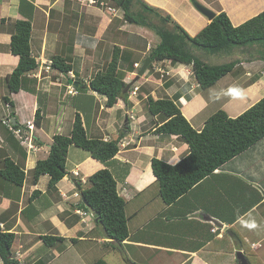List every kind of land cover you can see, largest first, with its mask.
<instances>
[{
    "label": "crops",
    "instance_id": "0c3cea01",
    "mask_svg": "<svg viewBox=\"0 0 264 264\" xmlns=\"http://www.w3.org/2000/svg\"><path fill=\"white\" fill-rule=\"evenodd\" d=\"M144 1L171 16L191 37L210 23L196 5L215 15L225 12L230 19L234 13L223 0ZM31 3L34 10L27 6L22 10L20 0H0V160L10 158L22 165L25 173L21 187L0 178V224L3 231L17 236L13 251H19L24 255L22 260L30 264L39 259L46 264H66L69 255L78 258L81 261L78 264H84L76 256L75 247L90 242L102 247L113 244L126 259L130 257L129 252L138 251L142 257L152 259L153 264L158 260L165 264H240L238 255H243L248 264H264V149L260 151L264 139L226 162L176 202L163 203L155 219L131 221L134 224L131 231L127 222L129 235L121 244L105 238L104 232L101 235L94 231L97 224L92 215L79 206L82 198L78 180L86 187L91 175L107 168L116 180L117 192L126 201V207H134L127 216L130 221L138 213L148 212L157 201L162 202L159 194L157 197L150 194L154 189L157 191L151 159L155 157L174 165L188 153L187 145L178 137L153 133L160 120L147 115L145 99L149 96L154 100L173 99L179 94L181 113L200 130L205 120H198L196 126L193 120L209 102L205 92L218 82L200 90L191 66L170 61H155L153 67L140 76L141 66L159 43L158 36L145 27L127 24L123 15H117L111 7L112 13L105 11L107 3L101 6L103 9L65 0H31ZM260 7L258 12L244 19L263 11L264 6ZM246 10L240 11V19ZM26 14L31 17V52L38 67L25 76L22 89L9 95L11 104H6L2 102V97L8 95L3 80L18 63V57L9 50L12 25L28 18ZM245 20L232 22V25L238 26ZM114 49L121 57L119 69L125 73L124 82L130 86L127 102L119 98L112 107H107L106 98L90 90L88 85L111 59ZM54 57L70 60L67 64L72 70L67 75L54 70L51 66ZM135 64L140 68L134 67ZM154 66L164 73L156 72ZM235 68L245 69L244 76L251 79V83L238 81L237 84L245 88L231 97L232 93L226 92L229 98L220 89H215L214 94V98L226 96L221 110L232 118L264 97V60L258 57L241 60ZM181 71L185 72V77L180 76ZM135 87L138 90L133 95ZM37 110L41 117L38 125L34 121ZM186 110L191 114H186ZM76 113L81 116L89 138L119 139L118 153L109 162L101 163L87 152L70 146L67 174L51 189L47 175L33 184L32 170L36 162L48 156L54 135L69 134ZM12 117L19 128H25L24 135L30 141L22 143L6 131L2 123L7 119L14 125ZM28 122L33 125L31 130L25 127ZM34 191L39 193L32 195ZM141 197L145 201L140 206L136 200ZM78 211L85 215H79ZM205 217L220 224L207 221ZM154 223L160 224L157 227L162 235L146 231L155 226ZM43 236L62 237L64 241L47 248L40 240Z\"/></svg>",
    "mask_w": 264,
    "mask_h": 264
},
{
    "label": "trees",
    "instance_id": "16d2710c",
    "mask_svg": "<svg viewBox=\"0 0 264 264\" xmlns=\"http://www.w3.org/2000/svg\"><path fill=\"white\" fill-rule=\"evenodd\" d=\"M95 1L96 6L110 3V6L123 12L124 22L145 27L158 36L159 43L147 57L150 59L147 70H150L155 61H170L173 64L191 66L192 75L200 90L213 87L221 78L232 72L239 61L237 59L225 64L210 65L196 55L197 50L210 54L218 52L231 54L237 50L240 55L264 60V10L238 26H233L227 14L220 12L197 35L191 37L171 16L162 14L144 0ZM23 6L30 10L35 8L31 0H20L22 10ZM27 16L25 20L15 21L12 25L9 50L18 57V63L3 80L8 95L2 97V102L6 104H11L9 95L22 89L25 76L38 67L31 52V17L29 14ZM120 59L114 49L111 59L93 76L88 85L90 90L106 98L107 107H112L119 98L128 97L130 85L124 82L125 73L119 69ZM67 62L70 61L54 57L51 66L59 73L67 75L72 70V66ZM173 97L154 100L149 96L145 99L148 115L160 120L153 133L168 137L176 136L188 147L187 155L174 165L155 157L151 159L158 194L165 205L176 202L226 162L264 139V97L235 118L229 117L225 111L219 109L205 119L200 130H196L181 113L178 103L180 95L175 94ZM125 101L127 102V99ZM34 118L38 125L41 120L40 110L36 111ZM2 124L9 134L16 137L14 130L19 129L17 123ZM21 129L24 135L25 128ZM70 146L87 152L90 157L101 163H107L118 153L119 139L104 141L89 138L81 116L76 113L69 134L54 135L48 156L36 162L32 170V183L36 184L41 176L47 175L48 188H53L67 174L66 158ZM0 178L21 187L25 180L23 166L14 163L10 158L1 159ZM77 184L82 198L79 206L86 213H90L88 207L94 210L97 217L93 220L103 229L105 238L115 241L118 245L124 242L129 235L126 201L119 196L117 183L111 172L107 168L98 170L87 179L86 187L80 180ZM35 193L39 191H34L32 195ZM16 240L17 236L14 233L0 228L2 264H30L27 261H20L13 251ZM40 240L47 248H53L57 242L64 241L62 237L53 236H43ZM32 264L46 263L39 259ZM92 264L108 262L97 259Z\"/></svg>",
    "mask_w": 264,
    "mask_h": 264
},
{
    "label": "rangeland",
    "instance_id": "374dc122",
    "mask_svg": "<svg viewBox=\"0 0 264 264\" xmlns=\"http://www.w3.org/2000/svg\"><path fill=\"white\" fill-rule=\"evenodd\" d=\"M233 3L231 2V0H223V4H227L229 6V8H231L232 12V17L230 19L231 23L233 22L234 24L240 20H245L244 18H249L251 16V14L258 12V10L261 8L260 6H264V0H232ZM75 2V1H74ZM78 4V2H75V4ZM80 3V2H79ZM236 5H235V4ZM76 4V5H77ZM81 6H96V4L94 3H80ZM106 4V3H105ZM104 4V5H105ZM79 5V4H78ZM103 5V6H104ZM233 6V7H232ZM97 8L103 9L101 8V6H96ZM113 9L117 15L122 16V12L121 11H116L115 8H113L112 6H110V3L105 5V11L107 10L108 12L112 13L110 9ZM215 7H217V5H215ZM95 8V7H94ZM245 8H247L246 11L243 12V18H241L240 15V11L244 10ZM252 10V11H251ZM251 11V13H250ZM114 12V13H115ZM228 16V15H227ZM229 17V16H228ZM239 18V19H238ZM237 19V21H235ZM247 20V19H246ZM245 20V21H246ZM244 22V21H243ZM133 27H135V25H133ZM154 36H156L155 33H153ZM159 39V38H157ZM108 51V49H107ZM196 55L199 58H206V63L210 64V65H220V64H225L228 62H231L233 60H237L240 61V59H249V57L247 55H240L239 51L234 50L233 52H231V54L224 53V52H218V53H214V54H210L208 52L205 51H201V50H197L196 51ZM202 60V59H201ZM70 61V60H69ZM262 66V64L260 65ZM260 68V67H258ZM245 70V69H244ZM244 70H240L238 68H235L232 72H230L227 76L221 78L218 83L211 89L207 90L205 92L206 94V99L209 100V102H206V108L205 110H203L202 112H200V114L196 115L195 117H197L195 120H193V124L196 126L197 125V121L199 120H205L208 116H210L211 114H213L214 112L218 111L219 109H221L222 103L226 101V96L228 97V94L226 92H230V97L233 96L239 89L243 90L245 88V86L242 88L240 87V83L237 84L238 81L242 82V84H250L251 83V79L246 78L244 76ZM180 71V70H179ZM180 76L185 77V72H179ZM235 84H237L236 87ZM215 89H220L222 90L223 93H226V96H223L221 98L215 97L214 98V94H215ZM183 93V92H182ZM229 98V97H228ZM179 106H182L181 102H178ZM244 112V111H243ZM191 114V111L188 112ZM187 110H186V114ZM232 114V113H231ZM148 115V114H147ZM148 117V116H147ZM149 118V117H148ZM232 118V117H231ZM264 149V145L262 144L260 151ZM158 185H157V191L154 189L153 191H150V194L153 196H158ZM146 198V197H145ZM159 199V198H158ZM144 198H137L136 203L138 205L141 206V204L144 202ZM133 206V205H132ZM143 206V205H142ZM164 207L163 202H161L160 200L157 201L156 205L153 207V205L151 206V209H149L148 212L145 213H138V216L135 217V219H131L130 221H128L129 225H130V231L133 230V225L130 222L131 221H139V222H146V220H149L150 218L155 219L157 214L162 210V208ZM134 207L131 206H127L126 207V216H130V214L132 212H130V210H132ZM155 224V223H154ZM158 225H160L159 223L155 224V226H152L150 228H147L146 231H149V233H153V234H159L162 235L163 232L158 230ZM166 230V228H165ZM95 232H97V234H101L103 229L100 226L95 227ZM146 236L143 233H140V236ZM147 237V236H146ZM106 244V243H105ZM107 247H102L100 244L97 243H90V242H84V243H80L78 245H76V252L78 253L79 258H81L84 262V264H92L94 261H96L97 259H103V260H107L108 264H135V262L142 260L143 262H145L144 264H153L151 262L152 259H148L149 257H142L141 255H143L140 252H136L135 250L129 252L130 257H128L127 259L124 257L125 254H122L121 252H119L118 248H115L113 244H109L107 243ZM15 251V250H14ZM151 252V251H149ZM146 252V253H149ZM19 260H22V257L24 255H21L20 252H16ZM106 255L108 257H106ZM70 260L66 261V264H78L79 262H81L78 258H75V256L69 255ZM107 258V259H106ZM137 258H141V259H137ZM145 258V259H142ZM132 260V261H130ZM0 264H2L1 260H0ZM155 264H165L164 262L162 263L160 260H158L157 263ZM167 264V262H166Z\"/></svg>",
    "mask_w": 264,
    "mask_h": 264
},
{
    "label": "water",
    "instance_id": "95a60500",
    "mask_svg": "<svg viewBox=\"0 0 264 264\" xmlns=\"http://www.w3.org/2000/svg\"><path fill=\"white\" fill-rule=\"evenodd\" d=\"M196 8H197V10H198L202 15H204L209 21H212V20L215 18V16H216L212 11H210L209 9H207V8H205V7H203V6L196 5ZM149 62H150V60L148 59V60H146V62L143 63V65H142V67H141V70H140V72H139V75H140V76H141V75L144 73V71L146 70V68H147V66H148V64H149ZM75 86H77L76 83H75ZM11 122H12L13 124H16V122L14 121V117H12ZM83 201H84V200H83ZM85 204H86V203H85ZM88 209H89L91 215L93 216V218H94V217H97L96 213L94 212V210H93L91 207H88ZM205 218L207 219V221H210V222L215 223V224H220L218 221H216L215 219H212L211 217H205ZM238 259H239V261H240V264H248V263H247V260L244 258L243 255H238Z\"/></svg>",
    "mask_w": 264,
    "mask_h": 264
},
{
    "label": "built area",
    "instance_id": "2783aa9c",
    "mask_svg": "<svg viewBox=\"0 0 264 264\" xmlns=\"http://www.w3.org/2000/svg\"><path fill=\"white\" fill-rule=\"evenodd\" d=\"M71 1H75V2H80V3H93V1L92 0H71ZM154 70L156 71V72H161V73H164L161 69H159V68H157V67H155L154 66ZM137 90V88L135 87L134 89H133V92H132V94L134 95L135 94V91ZM3 123L4 124H6V125H9V123H10V121L9 120H4L3 121ZM25 127L27 128V129H29V130H31L32 129V127H33V125L31 124V123H26V125H25ZM14 133H15V136H16V138L18 139V140H21L22 141V143H24V142H26V141H30V138H28V136H25V135H23L22 134V129L21 128H19V129H17V130H14ZM0 228L1 229H3V225L2 224H0ZM214 231V230H213Z\"/></svg>",
    "mask_w": 264,
    "mask_h": 264
},
{
    "label": "clouds",
    "instance_id": "9594fccd",
    "mask_svg": "<svg viewBox=\"0 0 264 264\" xmlns=\"http://www.w3.org/2000/svg\"><path fill=\"white\" fill-rule=\"evenodd\" d=\"M65 1H71V0H65ZM92 1H93L94 4H96V1H95V0H92ZM73 2H74V1H73ZM78 4L81 5L80 3H78ZM91 4H92V3H91ZM100 5L103 6L104 4L101 3ZM210 22H211V21H210ZM147 60H148V59H147ZM149 60H150V59H149ZM145 62H146V61H145ZM149 63H150V62H149ZM152 64H153V63H152ZM148 65H149V64H148ZM134 67H136V68H140V66H138L137 64H135ZM141 67H142V66H141ZM147 67H148V66H147ZM152 67H153V65H152ZM152 67H151V68H152ZM151 68H150V69H151ZM140 70H141V69H140ZM145 71H147V68H146ZM145 71H144V72H145ZM136 88H137V87H136ZM137 90H138V88H137ZM137 90H136V91H137ZM136 91H135V93H136ZM132 92H133V90H132ZM132 92H131V94H132ZM134 95H135V94H134ZM78 214H79V215H85V213H83V212L81 213L80 211H78ZM92 217H93V216H92ZM131 264H132V263H131Z\"/></svg>",
    "mask_w": 264,
    "mask_h": 264
}]
</instances>
